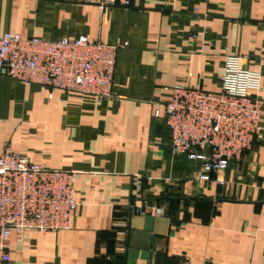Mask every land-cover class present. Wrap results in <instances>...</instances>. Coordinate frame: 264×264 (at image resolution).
Here are the masks:
<instances>
[{
	"label": "crops",
	"instance_id": "crops-1",
	"mask_svg": "<svg viewBox=\"0 0 264 264\" xmlns=\"http://www.w3.org/2000/svg\"><path fill=\"white\" fill-rule=\"evenodd\" d=\"M8 31L127 46L109 99L0 76V154L8 142L74 172L78 201L66 230L13 233L5 264H264V0H132L106 12L88 0H0ZM244 54L262 73V134L201 180V162L172 152L170 89L218 91L226 56ZM132 201L149 212L119 234L114 220Z\"/></svg>",
	"mask_w": 264,
	"mask_h": 264
},
{
	"label": "built area",
	"instance_id": "built-area-1",
	"mask_svg": "<svg viewBox=\"0 0 264 264\" xmlns=\"http://www.w3.org/2000/svg\"><path fill=\"white\" fill-rule=\"evenodd\" d=\"M88 1L103 12L132 3ZM124 46L127 42L111 45L89 35L48 40L8 31L0 35V76L27 86L37 84L52 91H77L109 99L117 96L116 58ZM248 58L247 54L226 56L218 91L191 85L170 89L164 113L172 152L201 162V180L226 170L231 160H241L262 134V73L244 66ZM155 116H160L158 108ZM74 187V172L32 162L4 143L0 154V264L10 261L9 238L13 233L21 238L29 229L57 232L69 228L71 213L78 206ZM147 212L135 201L128 203L115 218L114 230L126 234L131 218ZM162 212V207L154 208L156 216Z\"/></svg>",
	"mask_w": 264,
	"mask_h": 264
}]
</instances>
